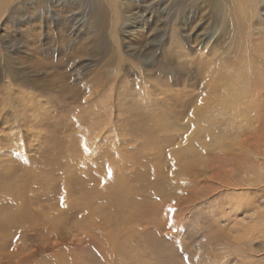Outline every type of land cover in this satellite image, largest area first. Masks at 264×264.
<instances>
[{
    "label": "rangeland",
    "instance_id": "obj_1",
    "mask_svg": "<svg viewBox=\"0 0 264 264\" xmlns=\"http://www.w3.org/2000/svg\"><path fill=\"white\" fill-rule=\"evenodd\" d=\"M259 5L0 0V264H264Z\"/></svg>",
    "mask_w": 264,
    "mask_h": 264
},
{
    "label": "bare ground",
    "instance_id": "obj_2",
    "mask_svg": "<svg viewBox=\"0 0 264 264\" xmlns=\"http://www.w3.org/2000/svg\"><path fill=\"white\" fill-rule=\"evenodd\" d=\"M249 3L250 4H254V6H260L259 4H262L263 5V7H264V0H249ZM261 7V6H260ZM252 9V8H251ZM250 10V9H249ZM256 10V9H255ZM252 11V10H251ZM252 12H254V10L252 11ZM251 13V12H250ZM253 14V13H252ZM250 16V15H249ZM251 17V16H250ZM259 20H261V19H259ZM253 22V21H252ZM252 26H253V24L250 26L251 27V29L253 30V28H252ZM258 45H259V43H257ZM257 45V46H258ZM260 46V45H259ZM261 47H263L262 45H261ZM256 48V47H255ZM263 49V48H262ZM261 49V50H262ZM262 57V56H261ZM264 57V56H263ZM260 58V57H259ZM260 61V60H259ZM264 63V62H263ZM255 64V63H254ZM253 64V65H254ZM250 67H251V65H250ZM253 67V66H252ZM263 67V66H262ZM256 68V67H255ZM258 68V67H257ZM252 69V68H251ZM261 70V69H260ZM260 70H259V72H260ZM257 71H258V69H257ZM250 72L251 71H248V73H247V76H248V74H250ZM254 72V71H253ZM252 72V73H253ZM257 73V72H256ZM258 74V73H257ZM256 74V75H257ZM245 75V74H244ZM246 76V75H245ZM258 76H260V74L258 75ZM262 77V79L264 78V76H261ZM243 78H245V77H243ZM250 78H251V76H250ZM253 78V77H252ZM246 79L248 80L249 78H247L246 77ZM252 80V79H251ZM250 80V81H251ZM264 81V80H263ZM263 83L264 82H262L260 79H257V78H255L252 82H248V81H246L245 83H244V86H243V88L241 89V88H239V86H238V84H237V82L235 83V84H233V86L232 87H229V83L227 82V80L226 79H223L222 80V89H223V91H224V94H225V99H228V103H230V104H232V105H235L236 106V108H237V110H238V112L240 113V114H244V113H246L247 115L249 114V112H250V114H251V111H255V114L253 115L252 114V116H248V123H249V120H250V117H255V118H258L257 119V125L255 126V129H254V134L253 135H248L247 136V138L245 139V146H246V148L248 149V151H249V153L251 152L250 151V148H252V149H255L256 147L254 146V144L257 142V141H259L262 137H263V139H264V126L263 127H261V128H259L260 126H261V124L262 123H264V117H262L261 119L259 118V110L260 111H262V110H264V90L262 89V85H263ZM219 86H220V83L217 81V80H215V82H214V90L213 91H211L212 92V94H213V96H215L216 95V93H217V91L219 90L218 88H219ZM259 89L260 90H263V92H261V93H259ZM236 92H238V94L239 95H241L243 98H244V101H243V106L240 104V102H239V99L237 98V95H236ZM241 97V98H242ZM255 99V100H254ZM238 100V101H237ZM254 100V105L252 104L253 101ZM262 101L261 103L259 102V101ZM252 102V103H251ZM242 106V107H241ZM241 110V111H240ZM243 111V112H242ZM200 119V118H199ZM198 120V119H197ZM199 121V120H198ZM244 121H245V117L244 118H242L240 121H237L236 122V124L237 125H242L243 123H244ZM251 121H253V120H251ZM198 123V122H197ZM198 124H200V122L198 123ZM188 139V138H187ZM238 143V142H237ZM237 143H236V141L235 142H232V143H229L228 144V147L230 148V150H232V151H236V150H238V147H237ZM239 145H240V143H238ZM259 149V148H258ZM254 153H255V155L256 156H258V159L260 160V162H261V164H264V153H258L257 151H253ZM253 157H255V156H253ZM195 170V169H194ZM235 170V169H234ZM236 171V170H235ZM189 174V173H188ZM236 175V174H235ZM242 181H243V179H242ZM241 181V182H242ZM228 182V181H227ZM246 182V181H245ZM231 183V182H230ZM232 184V183H231ZM244 184V183H243ZM248 184V183H247ZM237 185V184H236ZM239 185V184H238ZM250 197V196H249ZM248 197V198H249ZM250 202V201H249ZM248 202V203H249ZM262 203H263V205H264V201H262ZM247 205V204H246ZM262 205V206H263ZM249 206V205H248ZM231 207V206H230ZM261 208V207H260ZM260 211V210H259ZM251 212H253L254 213V211H251ZM250 212V213H251ZM231 213V212H230ZM252 218V217H251ZM256 219V218H255ZM248 220H250V217L248 218H246L244 221H248ZM245 225V224H244ZM249 227V226H248ZM247 227V228H248ZM254 227V226H253ZM241 228V227H240ZM226 245V244H225ZM231 245V244H230ZM227 247V246H226ZM222 249L224 248V247H221ZM229 248H231L230 246H229ZM225 249H223V251H224ZM237 252H239V251H236V253ZM218 257H220V256H218ZM222 260L224 259V257H220ZM260 258V257H259ZM213 260V259H212ZM215 261V260H214ZM225 261V260H224ZM252 261H253V259H252ZM195 263V262H194ZM221 263V262H220ZM209 264H210V262H209ZM231 264V263H230ZM248 264H251V263H248Z\"/></svg>",
    "mask_w": 264,
    "mask_h": 264
}]
</instances>
